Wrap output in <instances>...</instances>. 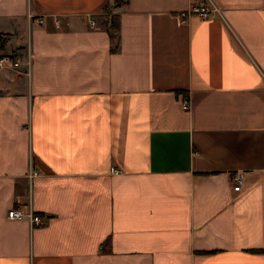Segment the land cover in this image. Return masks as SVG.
Here are the masks:
<instances>
[{"label":"crops","instance_id":"obj_1","mask_svg":"<svg viewBox=\"0 0 264 264\" xmlns=\"http://www.w3.org/2000/svg\"><path fill=\"white\" fill-rule=\"evenodd\" d=\"M114 3L0 0V264H264V0Z\"/></svg>","mask_w":264,"mask_h":264},{"label":"built area","instance_id":"obj_2","mask_svg":"<svg viewBox=\"0 0 264 264\" xmlns=\"http://www.w3.org/2000/svg\"><path fill=\"white\" fill-rule=\"evenodd\" d=\"M217 10V8H213L212 6L208 4H199V5H193L192 8L187 12H181L179 14L180 19L182 22H185L189 16L191 15H198L202 19H210L213 17V13ZM91 26L95 25L94 20L92 19L90 21ZM25 66L24 73L26 75L30 74L31 66H32V56L29 54L26 58L22 56H13V55H6V56H0V68L3 67H10L13 69H17L21 66ZM183 108L186 110L190 109V102L189 98L185 97L183 99ZM111 172L114 174H118L121 172L118 168L111 167ZM38 172H33L31 175L32 177L37 176ZM244 180V174L242 172H239L234 175L233 181H234V190L236 192H239L241 190V185ZM8 218L11 220H28L30 224L33 227H39L43 226L45 224L44 216L43 214L36 212L32 209H26L24 206H13L8 211Z\"/></svg>","mask_w":264,"mask_h":264},{"label":"rangeland","instance_id":"obj_3","mask_svg":"<svg viewBox=\"0 0 264 264\" xmlns=\"http://www.w3.org/2000/svg\"><path fill=\"white\" fill-rule=\"evenodd\" d=\"M118 0H116V3ZM120 2V0H119ZM114 3V4H116ZM104 21H105V26L111 28L112 30V33L114 34L115 36V33H116V29H117V26H118V18H117V15L116 13L113 12V4L111 6H109L108 8H106V13H105V18H104ZM5 39V35H2L0 37V43L2 42V40ZM20 47L18 49H16L15 51H12V53L10 55H13V56H21L20 55Z\"/></svg>","mask_w":264,"mask_h":264},{"label":"trees","instance_id":"obj_4","mask_svg":"<svg viewBox=\"0 0 264 264\" xmlns=\"http://www.w3.org/2000/svg\"><path fill=\"white\" fill-rule=\"evenodd\" d=\"M117 2L120 3L119 0Z\"/></svg>","mask_w":264,"mask_h":264}]
</instances>
